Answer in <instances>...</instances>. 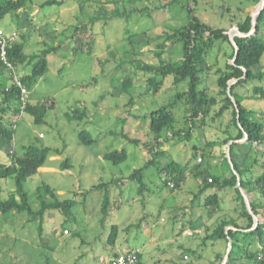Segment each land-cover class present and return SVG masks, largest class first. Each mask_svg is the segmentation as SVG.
<instances>
[{"label": "rangeland", "instance_id": "1", "mask_svg": "<svg viewBox=\"0 0 264 264\" xmlns=\"http://www.w3.org/2000/svg\"><path fill=\"white\" fill-rule=\"evenodd\" d=\"M30 1L32 7L28 11L11 10L0 19V26L8 31L30 34L33 37L30 50L34 53L63 40L60 47L47 55L45 73L28 87L27 92L28 102L42 105L53 99L55 105L47 108L44 121L35 122L30 112L21 110L20 101L4 103L2 90L11 84L12 76L9 70L0 69V118L13 131V146L17 152L22 153L24 146L38 145L52 147L59 152L57 155L60 154L54 162L49 158L46 161L48 165L57 166L58 171L37 172L24 182L32 211L40 208V195L48 199L45 191H37L43 184L50 185L57 198H73L75 204L69 217L61 210L48 212L64 217L62 221L68 219L66 226L58 220L60 243L39 235L38 219L28 212L0 213V264H104L108 261L104 258L118 247L123 251L139 247L147 264H218L215 261L217 253L224 250L225 245L207 239L199 219L190 222L191 214L198 212L192 208L203 201L201 213L206 216L210 210L205 204L206 198L212 195L221 201L224 197L226 200L220 203L223 210H217L220 215L218 213L216 217L236 218L243 206L235 188L214 186L199 193L198 178L189 174L181 187L172 189L166 183L167 178L163 179L160 165L166 166L171 160L189 167L194 162L201 163L206 178L212 174L223 178L220 163L227 156L228 144L210 145L225 137L231 119L229 112L218 116L221 103L210 107L206 119L194 125L188 121L190 111L187 106L179 101L173 108L174 125L163 131L160 142L166 153L157 154L156 161L144 170L145 189L141 191L139 182L128 179L134 169L143 167L152 155L156 156L146 150L148 146L155 148L157 142L149 130L148 119L143 120V116L171 104L177 91L187 89V83L176 86L173 77L168 76L158 93H149L148 73L138 68V65L181 59L183 46L180 41L174 37L166 39L163 33H172L175 27L180 28L188 22L187 12L182 8L187 4L186 0H58L60 2L45 5L42 3L46 0ZM242 1L190 0V7L203 23L226 28L232 40L239 34L235 29L237 22L245 14H253L259 4ZM81 5L82 11L79 10ZM35 8L39 12L32 14ZM39 33L44 35L43 39L39 38ZM164 40L166 48L162 46L165 49L158 50L162 53L158 59L153 50L159 48L158 44H165ZM231 52V44L221 41H217L215 49L209 52L199 83V88L206 90L209 97L221 98L216 70L227 61L233 62ZM21 70L20 66L15 67L18 78L25 73ZM30 70L29 65L27 71ZM254 70L264 72V57ZM127 78L132 83L124 88L123 81ZM255 84L259 82H245L237 90L245 95V106L261 113L264 112V97H254ZM261 84L264 87V79ZM131 97L135 103L132 109L126 105ZM19 108L17 115L15 111ZM77 110L86 112V119L67 115H73ZM128 113L131 117L139 116L142 124L133 117L124 120ZM81 130H88L96 142L91 146L80 142L78 134ZM121 131L139 139L141 145L126 140ZM258 147L264 148V144ZM115 149H126L128 157L124 162L114 164L102 158L104 152ZM199 156L203 157L201 162L197 161ZM4 157L1 152L0 160ZM65 160H68V169H64ZM223 168L228 172L226 163ZM114 178H120L122 184L114 182L107 189H94L95 184ZM15 183V175H0L3 199L15 192ZM243 190L251 202L250 195ZM225 192L231 199L224 196ZM106 195L107 211L104 212L102 204ZM246 210L250 212L247 205ZM260 215V218L256 215V224L252 228L264 221V214ZM244 218L245 223L248 222ZM24 220L28 221L25 223ZM113 225L119 226L117 247L108 242ZM146 228H149L148 232ZM186 229L193 234L185 233ZM255 241H250L252 250L256 249ZM184 254H189V258L185 259ZM226 254L227 250L222 254L224 260ZM234 255L235 251L228 257L230 264H237Z\"/></svg>", "mask_w": 264, "mask_h": 264}, {"label": "trees", "instance_id": "2", "mask_svg": "<svg viewBox=\"0 0 264 264\" xmlns=\"http://www.w3.org/2000/svg\"><path fill=\"white\" fill-rule=\"evenodd\" d=\"M176 1V0H172ZM242 1L243 3L248 2ZM255 3L259 0H251ZM28 0H0V19H2L11 10H18L22 7H28ZM60 2L58 0H46L42 3L54 4ZM186 5H183V10H186L188 22L182 27H175L172 33L164 32L163 36L166 39H177L183 46V55L179 61L163 60L159 63H148L145 65H138L139 69L146 70L148 78L146 81L147 91L154 94L158 93L163 87L164 78L168 76L173 77V83L177 86L179 83H187V89L177 91L174 97V101L171 100V104L161 106L155 110L150 111L148 114L143 116V120L149 119V130L154 135V140L157 142L155 148L148 146L146 149L150 154L155 153L156 156L152 155V158L140 168H136L128 176L129 180L139 182V189L143 191L145 189V173L144 170L151 162L156 161L157 154L166 153L161 149L160 144L163 137V131L165 129L172 128L175 122V113L173 108L178 105L179 101H183L190 111L189 123L196 125L199 121L203 122L206 119L210 111V107H214L221 103L219 110L217 111L218 116L224 112L231 114V119L225 130V137L219 141H213L210 143L211 146L216 144L224 145L232 142L230 145V157L231 162L234 165V169L240 177L241 187L251 195L256 194V198H252L251 207L253 212L257 215L259 209H264V148H259L258 145L264 144V112L258 113L252 109H249L243 104V100L246 99L245 95L238 92L237 88L243 85L245 82L258 81L259 84H255L253 87L254 97H264V87L261 84L264 79L263 71H255L254 68L261 65L264 57V9L258 16L257 31L255 34L248 36H234V41L237 43L238 50L236 54V48L226 33L224 27H212L203 23L194 10L190 7V0H186ZM242 8V6H240ZM83 6L81 5L80 11ZM115 15H119V12H115ZM95 18H93L94 20ZM238 28L243 34H247L252 28V16L247 13L242 20L237 22ZM207 34V35H206ZM19 35V34H18ZM27 35H20V40H15L8 47V58L18 67L21 63H27L31 66V70L28 73H24L19 76V80L28 87L42 76L48 66L47 55L57 49L59 46L55 45L52 47L45 48L39 53H32L27 55L24 52V40ZM148 39L146 38L145 41ZM217 41L228 42L231 44L232 52L230 54V60L234 59L233 62L227 61L224 66L219 67L216 70V84L219 87L217 97H209L206 90L199 88L200 73L205 69L208 62L209 52L215 49V43ZM165 44H158L157 49L153 50L155 56L159 59L162 53L158 50H164ZM164 46V47H162ZM0 69L9 70L11 77V84L2 90L3 102H17L20 100V88L16 84V74L7 68L6 65L0 61ZM237 78L239 81L234 83L231 87V94H228L229 82ZM124 88L132 83L130 78L124 79ZM181 92V93H180ZM253 97V98H254ZM132 100V99H130ZM234 101L237 103L235 106ZM55 102L53 99L50 103H44L42 105H36L30 101L27 104V112H30L35 122L44 121V116L47 108H53ZM73 113V115L67 114L69 117L76 116L79 120L83 119L84 112L79 111ZM20 113V108L15 113ZM18 115V114H17ZM14 117V119L17 117ZM231 127L233 128L231 130ZM121 136L126 140L133 142L134 144L141 145V141L137 138L131 137L127 133L121 131ZM177 134H180L179 132ZM188 135H190L188 133ZM181 137V135L179 136ZM80 142L86 146L93 145L96 140L93 138L88 130H81L78 134ZM244 140V141H243ZM13 144V131L10 127L3 123V119L0 118V150L3 148L12 149ZM59 153L57 150L52 149L49 146H38L28 145L24 146L21 154L15 153L11 164H6L0 160V173L5 175H15L16 189L15 192L7 199H3L2 187L0 186V211L9 212L16 210L17 212H28L38 219V230L39 235L42 236V228L48 212L51 210H61V212L69 217L71 215V209L75 204L73 198L59 199L55 191L48 184H43L42 187H38L37 191H45L48 199H43L42 195L40 199V208L34 212L28 201V194L24 190V182L26 179L37 173L39 168L46 164L51 153ZM205 155V154H203ZM128 157L126 149H115L106 151L103 153V158L113 162L114 164H120L124 162ZM203 160V157H202ZM224 163L228 167V172L225 177L220 178L218 176H210L212 181H209L204 176V170L199 171L195 174L200 183L202 184V190L208 187H233L236 190L237 198L242 203L243 210L240 215L246 217L248 222L245 227L240 226L235 218L224 219L220 221L212 232L207 235L209 240L227 239L231 241V251L229 258L233 251H235L234 259L237 264H264V244L262 243L264 238V221L254 225L253 216L246 210L245 200L237 186L238 176L231 168L230 162L225 155ZM64 168H68V160L63 162ZM201 163L198 164L197 169L200 168ZM189 166L182 164L178 161L171 160L166 166L160 165V170L164 171L172 180L175 182V188L181 187L187 177ZM170 179H166L167 181ZM121 179H112L110 181H102L95 184L94 189L99 190L101 188H108L109 185L120 183ZM108 191V190H107ZM108 197L103 201V211H107ZM205 204L212 207L218 208L220 206V200L217 196H208L205 200ZM264 212V210H263ZM64 219V217H63ZM68 219L65 218L62 221V225L66 226ZM231 225L233 228L226 229L227 226ZM247 229V230H245ZM73 233V232H72ZM77 234V232H74ZM119 234V226L113 225L109 234L108 242L111 245H115ZM251 239H256V249H251ZM258 241V242H257ZM185 255V254H184ZM189 256V254H187ZM228 258V259H229ZM141 260V254H139ZM138 264H141V262ZM50 264V263H49Z\"/></svg>", "mask_w": 264, "mask_h": 264}, {"label": "crops", "instance_id": "3", "mask_svg": "<svg viewBox=\"0 0 264 264\" xmlns=\"http://www.w3.org/2000/svg\"><path fill=\"white\" fill-rule=\"evenodd\" d=\"M31 1L30 0H28V2H27V4L29 5L28 7L26 6V7H22V8H20V9H18L17 11H20V12H22V11H28V9L29 8H31L32 7V5H31V3H30ZM36 12H39V9H37V8H35L31 13L32 14H34V13H36ZM8 31V30H7ZM13 31H16V30H13ZM61 31H64V30H61ZM18 32V31H17ZM18 34L19 35H22L23 33H19L18 32ZM23 35H27V38L24 40V52L27 54V55H29V54H32V53H34V52H31V48H30V46H31V39L33 38L32 36H29L30 34H23ZM39 38L40 39H43V37L42 36H44V35H42L41 33H39ZM29 36V37H28ZM20 38H18V40H19ZM58 40V39H57ZM62 42H63V40L62 41H58V42H56V45H58L59 47L61 46V44H62ZM18 66H20L21 68H23V70H21V71H23V72H25V73H28L29 71H27V67H29V64H27V63H21V64H19ZM41 77V76H40ZM130 99H132V100H130ZM129 100H128V102L126 103V105H127V107H129L130 109H132L133 108V106H134V98L133 97H131ZM84 112V111H83ZM84 117H83V119L85 118V117H87V115H86V112H84ZM130 113H128V115L126 116V117H124V120H127V119H129V118H134V121L135 120H138L137 121V123L138 122H140L139 124H142V122L140 121V118H139V116H137V115H135V116H132L131 117V114L129 115ZM86 119V118H85ZM149 119H148V125H149ZM15 147V146H14ZM52 148V147H51ZM164 148V147H163ZM52 149H54V148H52ZM164 150H165V148H164ZM1 152H4V154H5V157H4V159L3 160H1V161H3V162H6V164H10V151H9V149L8 148H3V149H1L0 150V153ZM15 152L17 153V154H21V153H19V152H17V150L15 149ZM58 153H51L50 154V156H49V161H52V162H54L55 160H56V158L57 157H60V154L59 155H57ZM103 155V154H102ZM211 155H213V153L211 154ZM103 158V157H102ZM223 164H224V159H223V161H221V163H220V166H222L221 167V171H222V173L224 174V176L223 177H225V175H226V169H224L223 168ZM163 166H164V164H163ZM197 167H198V164L196 163V162H194L193 163V165L191 166V167H189L188 168V174H187V176L189 175V174H192L193 176H195V174L197 173V172H199V171H201L202 169L201 168H199V169H197ZM58 167L57 166H55V165H52V164H50V165H48V164H45L44 166H42V167H40L39 168V170H38V172H41V173H47V172H50V171H54V172H56V171H58ZM64 169H68V168H64ZM132 173V172H131ZM130 173V174H131ZM162 173H163V179L165 178H167V179H171L172 180V178L171 177H169L164 171H162ZM210 173V172H209ZM0 175L1 176H5V174H3V173H0ZM214 176H217L216 174H212V177H214ZM187 178V177H186ZM114 179H120V178H114ZM112 180V179H111ZM127 180V179H126ZM128 181V180H127ZM119 183V182H118ZM185 183V182H184ZM119 184H122V181L119 183ZM128 185V182L126 183V185H124V186H127ZM218 188V187H217ZM206 189V188H205ZM204 190V189H203ZM202 190V184L200 183V181H199V193L201 192V191H203ZM237 194V193H236ZM228 196L227 198H230L231 199V195H229V193L228 192H225L224 193V196ZM256 198V194H254V193H252L251 195H250V198H251V200H252V198ZM192 199V198H191ZM238 199V198H237ZM193 200V199H192ZM224 200H226V199H224V197H222V199H221V201L223 202ZM220 201V203H222ZM229 201V200H228ZM188 205H190V204H188ZM202 205H203V201L198 205V206H194V208H192V210L193 209H198V212H197V214H191L192 216H191V218H190V222H191V220H194V219H199L200 220V227H201V229L202 230H204L205 231V233H207V235H209L211 232H212V230L217 226V224L220 222V221H222V220H224L225 218H221V216H217L216 217V215L219 213V212H221L220 210H223V209H221V208H223V206H222V204H220V207H218V208H214V209H210L209 211H207V212H209L206 216H204L205 215V213L204 214H202L201 212L202 211H204V210H202L201 209V207H202ZM186 210H188L187 208H186ZM202 210V211H201ZM219 212H218V211ZM263 210L264 209H259V213L257 214L258 215V218H260L261 217V215H260V213L261 214H264V212H263ZM9 212H12L13 214H16L17 213V211L16 210H13V211H9ZM193 212V211H192ZM0 213H5V212H2V211H0ZM237 214V213H236ZM219 215H220V213H219ZM236 220H237V223L240 225V226H242V227H245L246 225H247V222L245 223V218L243 217V216H241L240 215V213L237 215V217L235 218ZM58 220H61V223H62V220H63V217H60L59 215H57L56 213H54V212H52V213H48L47 214V216H46V219H45V221H44V224H43V228H42V236L43 237H45V236H49V239H50V241H57V243H60V240H61V237L62 236H60V223H59V221ZM28 220H24V222L26 223ZM253 221H254V224H256V220L253 218ZM144 223H145V221H144ZM244 225V226H243ZM210 226H212V227H214V228H212L211 230L209 229V227ZM24 227V226H23ZM229 228H233L231 225H229V226H227L226 227V229H229ZM245 230H247V229H245ZM146 231L148 232L149 231V228H146ZM62 232H63V230H62ZM185 233H187V234H189V232H191L190 231V229H186L185 231H184ZM63 234V233H62ZM193 234V233H192ZM191 234V235H192ZM45 235V236H44ZM190 235V234H189ZM63 236H64V234H63ZM211 242H213V241H218V242H223V244L225 245L224 247V250L223 249H220L219 251H218V253H217V257H216V259H215V261H218V264H230L229 263V259H228V261L225 263V260H224V256H222V254L223 253H225L226 252V250L228 251V246H229V242H231L230 240H227V239H218V240H210ZM116 242H117V240H116ZM116 244V243H115ZM118 246V244H116V247ZM132 248H134V249H139L140 250V248L139 247H130L129 249H132ZM123 250L122 249H120L119 247L118 248H115V250H113L112 252H111V254H109V256L108 257H106V258H104V259H109L112 255H114L115 253H117V252H122ZM140 254H141V260H140V262H141V264H147L145 261H144V258H143V254H142V251L140 250ZM104 259H102V260H104ZM106 260V261H107ZM169 260V259H168ZM105 261V260H104ZM104 264H106V262L104 263Z\"/></svg>", "mask_w": 264, "mask_h": 264}, {"label": "built area", "instance_id": "4", "mask_svg": "<svg viewBox=\"0 0 264 264\" xmlns=\"http://www.w3.org/2000/svg\"><path fill=\"white\" fill-rule=\"evenodd\" d=\"M18 38V32L17 31H7L5 28L0 26V61H2L7 68L11 69L13 73L15 74V66L14 64L9 60L8 58V47ZM15 81L18 87L20 88V104H21V110H25L28 104L27 101V92L28 88L26 85H24L17 76H15ZM14 149L10 151V156L13 157ZM198 162L202 161V157L199 156L197 159ZM209 181H212L211 177L208 179ZM167 185L174 189L175 188V182L173 180H168ZM65 233H68V230H64ZM191 235L192 232H189ZM139 249H128L126 251L117 252L114 255H112L106 264H138L139 262ZM184 258L187 259L189 256L187 254L184 255Z\"/></svg>", "mask_w": 264, "mask_h": 264}, {"label": "water", "instance_id": "5", "mask_svg": "<svg viewBox=\"0 0 264 264\" xmlns=\"http://www.w3.org/2000/svg\"><path fill=\"white\" fill-rule=\"evenodd\" d=\"M263 9H264V0H260L259 1V4H258L257 10L253 14H251V16H252V28H251V30L247 34H243V33H241V31L239 30L238 27H235L236 31L239 33V34H236V35H239V36H248V35H251V34H255L256 31H257L258 16L262 12ZM232 42H233V44H234V46L236 48V54H237L238 46H237V43L234 41V36L232 37ZM234 59H233V61H234ZM237 81H239V79L234 78V79H232L229 82L228 94H231V87ZM234 103H235V106L238 107L237 106V103L235 101H234ZM231 143L232 142H229L228 143L227 158H228V161L230 162V165H231V168H232L233 172L235 174H237L236 170L234 169V165L231 162L232 160H231V157H230V145H231ZM237 176H238L237 186L240 188V191H241V193L243 195V198L245 200V203H246L247 207L249 208L250 213L252 214L253 218L255 220H257L256 214L252 210L250 199L248 198L247 194L244 192L243 188L241 187V181H240V177H239L238 174H237ZM231 248H232L231 242H229V246H228V251H227V254H226L225 263L228 261V257H229V253L231 251Z\"/></svg>", "mask_w": 264, "mask_h": 264}, {"label": "clouds", "instance_id": "6", "mask_svg": "<svg viewBox=\"0 0 264 264\" xmlns=\"http://www.w3.org/2000/svg\"><path fill=\"white\" fill-rule=\"evenodd\" d=\"M4 28V27H3ZM27 108V107H26ZM12 149H14V154H13V157L15 156V147L13 146V144H12ZM12 149H10V151L12 150ZM13 157H11L10 156V164L12 163V161H13Z\"/></svg>", "mask_w": 264, "mask_h": 264}]
</instances>
